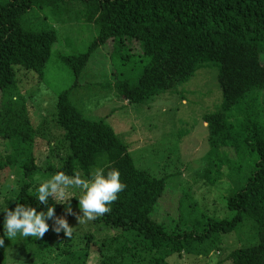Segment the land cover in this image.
I'll list each match as a JSON object with an SVG mask.
<instances>
[{
  "label": "trees",
  "instance_id": "16d2710c",
  "mask_svg": "<svg viewBox=\"0 0 264 264\" xmlns=\"http://www.w3.org/2000/svg\"><path fill=\"white\" fill-rule=\"evenodd\" d=\"M74 2L84 4V19L98 30L86 53L64 60L77 79L97 48L112 43L114 49H120L128 42L138 43L146 60L139 77L135 83L118 80L114 88L119 97L139 105L188 81L207 64H215L223 103L218 112L204 118L210 140L214 143L215 136L228 132L231 118L227 119V114L235 111L236 117L242 118L237 128L239 137H244L232 139L234 153H241L248 145L256 156L247 181L227 199V208L234 213L232 219L209 220L201 234L169 232L151 218L165 193L166 179L139 169L128 145L110 125L87 118L73 104L71 92L76 82L58 97L55 122L63 131L65 155L60 167L52 168L53 174L63 172L72 177L81 173L89 178L97 169L104 174L115 169L125 185L110 211L95 219L124 237L120 253L102 257L99 264H136L133 251L137 249L156 254L153 264H169V257L182 253L207 256L220 249V236L231 235L246 225L253 232L250 244L234 249L228 259L232 264H264V110L257 107L264 97V0L0 1V136L17 141L24 156L21 169L29 176L39 170L34 155L36 131L24 98L16 96L17 75L21 70L41 74L57 35L54 30L27 29L22 18L34 7L53 9ZM229 138L226 134L221 142L226 145ZM13 164L12 159L0 162V173ZM29 187H21L15 201L8 202L9 211L20 204L40 213L48 207L53 208V215L64 213L65 203H57L53 196L39 202L36 188L31 193ZM5 215L0 216V236ZM214 235L216 240L211 239ZM5 242L6 237L0 246V264ZM86 253L81 264H90Z\"/></svg>",
  "mask_w": 264,
  "mask_h": 264
},
{
  "label": "rangeland",
  "instance_id": "374dc122",
  "mask_svg": "<svg viewBox=\"0 0 264 264\" xmlns=\"http://www.w3.org/2000/svg\"><path fill=\"white\" fill-rule=\"evenodd\" d=\"M84 18L85 6L79 2L62 3L53 9L34 7L22 18L27 29L54 30L57 41L41 74L18 72L16 96L24 98L36 131L34 155L39 170L34 176L26 175L21 169L24 162L21 147L16 140L0 136V162L8 159L14 162L0 173V209L8 208V202L15 201L21 187L30 184L32 193L54 175L52 168L60 167L65 151L63 131L55 122L57 101L61 93L77 82L71 92L73 104L87 118L110 125L128 145L139 169L166 179L165 193L151 214L153 220L164 224L169 232L188 230L201 234L209 220L232 219L234 213L227 208V199L247 181L256 156L248 145L242 147L241 153H234L232 139L244 137H239L237 128L242 118H237L235 111L227 114L231 120L226 134L231 139L226 140V145L221 142L225 133L214 137L215 144L210 140L204 118L218 112L223 103L218 66L207 64L188 81L152 101L131 104L119 97L114 84L122 79L135 83L139 77L146 62L140 44L128 42L114 49L112 43H107L97 48L78 79L65 63L67 57L86 53L98 36L97 27ZM261 61L264 64V54ZM257 107L259 111L264 110V97ZM69 191L73 196L63 202L64 213L44 217L48 227L42 236L20 238L17 235L13 241L6 237L1 264H81L86 252L88 263L99 264L102 257L120 253L118 250L124 245L122 233L106 228L95 219H87L78 206L82 193L76 189ZM3 212L0 210V216ZM61 218L72 229L71 235L59 224ZM252 236V230L246 225L231 235L220 236L218 243H223L220 249L207 256L182 253L169 257L167 262L232 264L229 254L249 245ZM211 239L216 240V236ZM128 248L133 246L128 244ZM133 253L136 264H153L157 257L139 249Z\"/></svg>",
  "mask_w": 264,
  "mask_h": 264
},
{
  "label": "clouds",
  "instance_id": "9594fccd",
  "mask_svg": "<svg viewBox=\"0 0 264 264\" xmlns=\"http://www.w3.org/2000/svg\"><path fill=\"white\" fill-rule=\"evenodd\" d=\"M125 185L120 180L118 170H111L104 174L97 169L89 175V178H82L80 175L69 177L63 172L54 174L50 179L40 183L36 188V200L46 202L49 196L63 203L67 198L72 197L69 189H76L82 193L78 198V206L83 210L84 216L89 219H96L104 213L110 211V205L117 199V194L124 189ZM6 213L3 223V235L0 236V246H3L4 238L11 241L26 236L40 237L46 231L48 225L44 217L53 215V208L48 207L46 212L38 213L35 208L24 207L17 204L14 210L8 208L0 209ZM70 212L71 209L69 208ZM59 224L69 235L72 229L68 227L66 221L61 218ZM84 223L83 220L80 221ZM59 231V229H56Z\"/></svg>",
  "mask_w": 264,
  "mask_h": 264
}]
</instances>
